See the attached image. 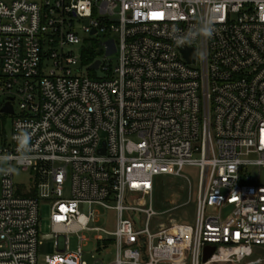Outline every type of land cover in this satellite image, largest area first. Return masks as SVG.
Returning a JSON list of instances; mask_svg holds the SVG:
<instances>
[{
	"label": "built area",
	"instance_id": "2783aa9c",
	"mask_svg": "<svg viewBox=\"0 0 264 264\" xmlns=\"http://www.w3.org/2000/svg\"><path fill=\"white\" fill-rule=\"evenodd\" d=\"M99 35L101 58L84 64ZM0 114L13 117L0 156L21 129L32 148L25 182L0 173V264H38L46 240L60 245L46 264H89L86 231L114 248L91 264H264L251 259L264 246V0H0ZM185 166L198 169L193 221L151 225L157 177ZM100 208L110 228L92 225Z\"/></svg>",
	"mask_w": 264,
	"mask_h": 264
},
{
	"label": "rangeland",
	"instance_id": "374dc122",
	"mask_svg": "<svg viewBox=\"0 0 264 264\" xmlns=\"http://www.w3.org/2000/svg\"><path fill=\"white\" fill-rule=\"evenodd\" d=\"M82 36L83 33L80 32ZM88 43L83 46L84 49H93L94 53L97 54V58L100 57V52L103 49V46L99 44V40L104 41L105 38L102 35L96 37L88 38ZM100 41V42H101ZM66 50H72L75 55L80 56L82 47H74L69 46ZM101 58V57H100ZM114 56L111 57V60L114 65ZM103 59V58H102ZM104 60V59H103ZM107 63V61H104ZM74 69H81L83 73L86 72L87 66H78ZM96 74L98 77H103L104 72L102 69L96 70ZM14 108L16 112L18 111L17 102L14 103ZM11 116H3L0 114V141L2 137L5 135L9 137L12 125ZM182 178H176L169 175H162L157 177L158 185L155 189L153 195V204L154 207L160 212L159 216L153 217L151 219V225H155L158 222H162L164 224H170L171 222H179L186 221L192 222L195 216V206H196V192H197V182H198V169L194 166H185L182 171ZM261 178H264V168L261 171ZM188 178V181L186 178ZM28 178L26 173H23L19 170L15 173V179L19 181L25 182ZM68 185V183L66 184ZM64 193L68 194V187H65ZM101 218L99 221L95 222L92 225L100 226L104 228H110L113 225V212L106 210L104 208H100ZM224 216L228 215V211H224ZM143 227V223L141 225ZM40 233H46L50 230L49 223V207L41 204V220L39 224ZM83 234L90 239V241L83 246V250L85 251L86 260L89 264L94 262V258L101 259L104 258L105 261H108L112 258L114 254V248L108 247L109 252H102L97 250V245L94 242V237L97 235V232L94 231H86ZM69 247L71 250H75L78 246L77 237L75 235H71L69 237ZM55 244L54 240H46L43 241L38 249V264H46L45 263V255L51 254L55 252ZM254 250L256 254L251 257V259L257 258L260 254H264V246H255ZM250 259V258H249ZM220 264H245V262L241 263H232V262H224Z\"/></svg>",
	"mask_w": 264,
	"mask_h": 264
},
{
	"label": "clouds",
	"instance_id": "9594fccd",
	"mask_svg": "<svg viewBox=\"0 0 264 264\" xmlns=\"http://www.w3.org/2000/svg\"><path fill=\"white\" fill-rule=\"evenodd\" d=\"M213 32L214 28L210 19L202 21L196 29L197 35L204 38H211ZM13 140L17 145L16 155L10 156L9 154L5 153L4 155L0 156V173L5 175L16 172L18 166L27 164L31 159V136L26 131L21 129L17 131V134L13 137Z\"/></svg>",
	"mask_w": 264,
	"mask_h": 264
},
{
	"label": "water",
	"instance_id": "95a60500",
	"mask_svg": "<svg viewBox=\"0 0 264 264\" xmlns=\"http://www.w3.org/2000/svg\"><path fill=\"white\" fill-rule=\"evenodd\" d=\"M94 32V31H93ZM106 45V53L105 55L108 56L110 54H113L115 52V46L112 40H109L107 42L104 43ZM186 57L190 60L193 61L194 60V49L192 50H186ZM100 64L99 60H96L94 63H92V65H90V69H97L98 66ZM2 111L4 112H9L12 113L13 109L11 107L10 104H6L3 108ZM101 152H104V150H102ZM214 248L213 247H207L204 251V257L203 260H207L209 257H211V255L213 254Z\"/></svg>",
	"mask_w": 264,
	"mask_h": 264
},
{
	"label": "trees",
	"instance_id": "16d2710c",
	"mask_svg": "<svg viewBox=\"0 0 264 264\" xmlns=\"http://www.w3.org/2000/svg\"><path fill=\"white\" fill-rule=\"evenodd\" d=\"M85 59H83L84 64H89L92 60H94L97 57V54L94 53L93 49H85ZM28 196H35V191H31L27 194Z\"/></svg>",
	"mask_w": 264,
	"mask_h": 264
},
{
	"label": "crops",
	"instance_id": "0c3cea01",
	"mask_svg": "<svg viewBox=\"0 0 264 264\" xmlns=\"http://www.w3.org/2000/svg\"><path fill=\"white\" fill-rule=\"evenodd\" d=\"M58 241H59V243H60V237H59ZM55 249H56V250H60V245H59L58 248H55ZM56 250H55V251H56Z\"/></svg>",
	"mask_w": 264,
	"mask_h": 264
}]
</instances>
